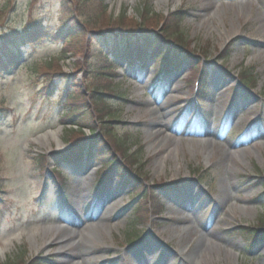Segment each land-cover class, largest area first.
Here are the masks:
<instances>
[{
    "label": "rangeland",
    "instance_id": "1",
    "mask_svg": "<svg viewBox=\"0 0 264 264\" xmlns=\"http://www.w3.org/2000/svg\"><path fill=\"white\" fill-rule=\"evenodd\" d=\"M30 1L16 0L15 11L4 12L6 24L20 28L41 17L56 28L65 17L59 0H37L29 8ZM5 4L0 0V11ZM105 6L112 21L157 23L173 37L182 30L194 60L162 80H155L152 62L141 70L118 62L115 78L89 74L83 46L75 45L72 57H63L61 45L51 41L24 51L31 65L61 58L74 98L84 99L100 84L104 93L117 89L123 98L113 108L114 131L130 142L127 149L142 165L131 168L130 183L113 175L100 186L99 167L111 158L98 154L63 169L66 184L60 187L56 168L46 162L40 174L38 162L68 148L70 132L78 133L60 120L69 109L57 98L35 96L30 70L18 67L0 79V263L22 257L44 264H264V243L251 249L242 234L264 221V0H106ZM145 8L148 16H157L152 22L141 17ZM178 11L187 14L182 24L174 17L168 26L161 23ZM92 63L97 71L104 67L101 58ZM198 64L209 70L199 104L192 99ZM246 68L255 83L245 89L240 80ZM84 110L81 106L79 118L88 116ZM158 129L160 135L152 134ZM123 154L117 158L127 165ZM175 181L183 190L175 194L157 184ZM140 184L144 194L134 201ZM154 200L162 206L155 213ZM137 207L145 209L142 222H136ZM210 237L219 248L212 246L210 256L199 260L196 254Z\"/></svg>",
    "mask_w": 264,
    "mask_h": 264
},
{
    "label": "trees",
    "instance_id": "2",
    "mask_svg": "<svg viewBox=\"0 0 264 264\" xmlns=\"http://www.w3.org/2000/svg\"><path fill=\"white\" fill-rule=\"evenodd\" d=\"M37 0H31L30 7L36 4ZM106 0H61L62 10L65 12V17L59 20L58 28H51L46 25L42 20L29 19L24 26L18 28L12 27V25L6 24V19L3 20L5 11L14 10L16 7V0H7L4 8L0 11V78L6 77L9 73L15 70L18 65L25 70L29 69L32 72L30 78H32V88L35 89V96L42 97L43 99H49L57 91L59 84L52 80L65 77L62 72V66H60L58 59H50V61H41L39 63L33 62L28 64L23 61L24 51H30L31 48L37 46L40 42L45 40H51L58 44H63L61 53L66 56H76L77 48L82 47L86 53L83 61L89 68V74L94 75L99 73L105 75L107 73H114L115 61H121L128 63L130 66L138 65L141 68H145L148 64V60L157 62L160 65L157 70V78L163 75L164 72L168 71L174 65L180 64V61L184 59L191 60L189 49L185 46L187 39L185 38L184 32L181 30L176 37H173L172 31H163V28L159 27L157 23H138L127 24L123 20L112 21L108 15V9L105 6ZM94 7V9L92 8ZM144 14L145 21L152 20L156 17L148 16L150 14L149 8H145L142 12ZM140 17V18H141ZM169 17H162L161 23L168 26L171 19L174 17L177 25L182 24L185 19V13L178 11L173 13ZM161 19V18H160ZM157 24V26H156ZM178 28V27H177ZM181 29V28H178ZM176 31V29L174 30ZM84 38L81 43L80 39ZM79 39V42L76 39ZM169 38L174 39V47L168 46ZM76 45V47H75ZM80 49L81 51L83 50ZM99 53L102 60L105 61V66L99 68L98 71L93 67V61L95 55ZM88 58L92 59V62L88 61ZM206 76V73L204 77ZM241 78L244 79V83H255L253 74L248 73L247 68L241 71ZM40 79V82H38ZM204 79V78H203ZM106 81V80H105ZM104 81V82H105ZM38 82V83H37ZM70 84V82H69ZM71 86V84H70ZM99 86L88 91L82 98H72L71 96L67 99L66 105L68 104L72 113L69 116L67 122L74 126L79 127L78 133H71V144L72 147L64 154H56L52 156L54 164L57 165H77L83 158L92 157L94 150L98 148L100 154L109 157L111 150H116L117 153H127L126 160L127 165H119L116 171L119 173L120 180L131 179L130 173L131 168L135 170L141 167V162L135 155V151L127 149L129 144L121 138L116 136L115 128L112 126V122L105 121L103 116L105 114L106 98H119L121 93L116 90H110V94L104 93L105 90ZM67 93V92H66ZM66 98V97H65ZM63 97V100L65 99ZM62 100V101H63ZM94 101V102H93ZM93 104L94 112H91L89 106ZM80 106H86L91 112V116L85 120V125H82V119H78L77 112ZM101 108L103 111H101ZM2 110V107H0ZM76 112V113H75ZM1 113V112H0ZM73 118H70L72 117ZM77 117V118H76ZM84 120V119H83ZM101 129L102 133L95 138L88 137L82 134L80 129L90 128ZM82 133H81V132ZM80 132V133H79ZM74 134V135H73ZM69 136V137H70ZM136 156V157H135ZM40 163L46 160V157H40ZM114 156H112V160ZM109 162L105 165L101 171L100 178L106 176L107 171L113 168V162ZM59 167V166H58ZM61 178V176H59ZM159 188L164 192L169 189H175L178 185L175 184H163L157 183ZM145 186H138L137 192L134 197L143 196ZM143 192V193H142ZM145 196V195H144ZM157 198V197H156ZM159 201V200H158ZM153 213L158 212L162 209L157 200H154ZM144 207H137L134 212L136 221H140L143 217ZM142 222V221H140ZM247 241L250 242L252 249L254 246L264 242V221L252 229H244ZM42 264L39 260H27L25 261L20 258H16L11 262H5L0 264Z\"/></svg>",
    "mask_w": 264,
    "mask_h": 264
},
{
    "label": "bare ground",
    "instance_id": "3",
    "mask_svg": "<svg viewBox=\"0 0 264 264\" xmlns=\"http://www.w3.org/2000/svg\"><path fill=\"white\" fill-rule=\"evenodd\" d=\"M167 98H169V97H167ZM166 98V99H167ZM152 112H154V110H152ZM165 125H166V118L164 119V121L163 122H161V123H159V124H157V126L159 127V128H164L165 127ZM160 133H162L161 132V129H158V130H156L155 132H153L152 134H156V135H160ZM59 133H54V135H53V137L55 136L56 138H57V140H58V146L60 147L61 145H62V142L59 140ZM211 144H213V145H216L217 146V144H215L214 143V140L213 139H211V141L210 140H208ZM208 141H206V142H208ZM220 147H224V145L222 144V145H220V144H218ZM239 153H241V151L239 152ZM239 153H234V154H239ZM186 220L188 219V218H185ZM188 222H189V220H188ZM218 222L217 223H215V224H212L211 226H210V228H215V226H218ZM95 227V226H94ZM100 228H101V224H100ZM99 227L97 228V229H100ZM44 232H47V229H45L44 230ZM72 235H75L73 232H70ZM206 242L209 244V245H206V247H205V249L202 251V252H200V255L199 254H196L197 255V257L196 258H198L199 260H200V258H204V256H210V254H209V251H210V248L212 247V246H215L216 248H219V243H217L214 239H212L211 237L210 238H207L206 239ZM187 249V248H186ZM195 250V249H194ZM80 264V263H79ZM82 264V263H81ZM101 264H104V262L102 263L101 262Z\"/></svg>",
    "mask_w": 264,
    "mask_h": 264
}]
</instances>
